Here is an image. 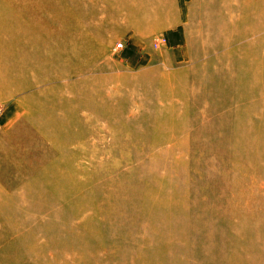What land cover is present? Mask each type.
Segmentation results:
<instances>
[{
    "label": "rangeland",
    "instance_id": "rangeland-1",
    "mask_svg": "<svg viewBox=\"0 0 264 264\" xmlns=\"http://www.w3.org/2000/svg\"><path fill=\"white\" fill-rule=\"evenodd\" d=\"M83 1L76 0L77 16L80 32L93 36V60L82 58L86 72L64 83L80 84L79 99L92 85L93 109H73L77 96L67 88L0 98V264H129L142 254L160 255L159 264H264V250L247 245L264 236V155L255 153L264 143V105L241 86L255 61H264V0H192L177 27L154 29L146 24L151 14L142 13L112 28L104 11L86 25ZM99 1L111 10L109 0ZM164 75L171 77L164 82ZM180 83L187 100L176 95ZM244 124L259 138L239 149ZM162 137L169 140L151 151L152 139ZM157 156L163 160L154 162ZM101 164L111 168L112 188L125 191L106 219L91 209L107 182ZM88 170L96 172L89 185L72 184ZM29 182L33 191L23 192ZM59 186L71 199H59ZM160 187L171 194L157 212L147 197ZM73 188L85 200H74Z\"/></svg>",
    "mask_w": 264,
    "mask_h": 264
},
{
    "label": "bare ground",
    "instance_id": "bare-ground-1",
    "mask_svg": "<svg viewBox=\"0 0 264 264\" xmlns=\"http://www.w3.org/2000/svg\"><path fill=\"white\" fill-rule=\"evenodd\" d=\"M3 1L6 3L5 5L8 7L4 6L5 10L3 12L0 10L2 12L0 13V98H5L6 96H11V95L13 96L15 92L17 93L21 91H26L27 89L41 92L47 89L53 90L54 88H67L69 91L75 92L77 96V89L79 90L78 87L80 84L78 82L76 83L74 82L64 83V82L66 80L73 79L76 76L86 72L87 70V68H85L86 64H84L80 60L84 57L91 58L93 56V51H92L93 36L90 34V32L85 31L84 29L83 32H80L82 21L77 16L78 9H77L76 0H3ZM134 1L135 0H109L110 9H111L109 11L107 7H104L105 10L103 9V7H101V2L99 0H91V2H87L84 0L82 3V9L83 11L86 10L91 14V18L84 17L85 24L88 25L92 23L93 21H95L96 15L100 17V15H102L103 12L106 11L107 13L110 12L112 18L111 24L113 26L112 28H114L115 27L114 25H116L118 19L124 20L128 18L124 22L132 23L131 19H133V17L135 16L141 15L142 13L144 15L151 14L152 16L151 22L150 23L148 22L146 24L152 27L151 29H154L162 25H168V26L171 25L170 18H174L175 17L174 14L177 11V9L174 6L173 0H167V2L165 3L166 9L164 12L161 11L159 12L158 10V8L160 7L158 5L160 0H136L135 2L137 3H134ZM150 1H152L151 4H149ZM225 3L226 5H228L227 2ZM67 5H71V7H68V9L64 10V7ZM13 8H15L14 11L12 10ZM162 8L163 7H161V9ZM42 12L45 13L46 15L45 19L41 18L40 16ZM163 19L166 20L168 24L166 22L165 23L160 22ZM18 20H24L26 22V27L24 26L23 23L16 24L14 22ZM230 22L233 21L230 20ZM137 27L140 28L139 26ZM252 32L253 31L249 29L241 32L240 34L245 36ZM82 44L85 46L90 45V49L85 53L79 54L78 48H80ZM261 48L264 49V46ZM13 74L15 77L16 76L25 77L30 75L31 81L24 83L23 81L17 82L15 80L14 82L12 77ZM167 77L170 78L171 76L164 75L163 76L164 82L167 81L168 79ZM84 86L87 85L84 84ZM241 86L248 91L247 92L248 95L259 98L262 105H264V61L263 60L255 61L254 74L250 75L245 80H242ZM87 88H88L86 89L87 96L85 98L81 97L79 99V94H78L77 98H75V103L71 104L73 109L80 108L89 111L93 109L94 99L92 97V92H93L92 91L93 89L91 90L92 85H88ZM168 88L169 86H167L166 89ZM177 88L179 89L178 90L179 93L176 95L179 98L181 97L180 99L187 100L188 94L186 93V88L184 84L180 83V85H178ZM172 89L174 90V88ZM162 97L163 96H161L160 98L161 100L159 102L160 104L163 102ZM81 123L85 124L82 120ZM93 126L94 125H92L91 130L94 129ZM176 129L178 130V132L181 133L185 131L184 126H180L179 128ZM262 134L264 136V131H262ZM160 135H162V133H160ZM239 137L244 138L246 144L244 141V143L237 145V148L239 149L244 147L247 148L249 145H255L257 139L259 138V131H256L254 129V126L252 127V125L244 124L243 131ZM168 140H169L168 137L167 138L162 137L160 139H152L151 142L152 145L150 146V150L151 151L156 150V148L159 147L160 144H162L163 142H167ZM255 153L257 155H264V143L259 145L258 151L257 152L255 151ZM160 155H162V153L159 154V156ZM159 156L153 159L154 162L157 159L159 160V162L163 160V158H160ZM93 162H95V159H93ZM77 167L79 172L84 170L82 166L77 165ZM110 169L111 168L109 167L103 166V164H101V167L97 169L99 178L102 179L104 182L106 181L107 182L103 188V193H104L103 197L98 202L91 204L92 206L91 209L93 208L95 211L94 214L100 215L103 219L112 217L116 214L114 211L116 205H113V203H115V197L116 195L121 196L125 192L123 190H116L117 188L114 189L112 188L115 185L116 181L111 180V177L109 176L111 173ZM73 171L76 172V170ZM94 176H96V172H91V173L89 172V174L85 176L86 178H77L75 176L77 179L72 180L74 177L70 179L72 180L73 185H79V186L81 184L89 185L91 180H93ZM70 179L69 182L71 181ZM66 182L67 181H64V183ZM33 186L34 185H31L29 182L27 187L23 190V192L26 191L32 192ZM67 186L69 185L67 184ZM79 189L73 188V190L78 191L77 195L73 199L74 200L77 199L80 201L85 200V197L80 194L82 193L81 188ZM160 189L161 191L158 192L156 195H148L147 197L149 201V206H151L153 209L156 208L157 212H160L163 209V206L161 204V202L163 201V196L168 198L169 195L171 194L170 191H164L162 187H160ZM1 191L2 190L0 189V193ZM57 191L59 193L58 197L60 200L65 201L71 199L69 196H67L64 190V186L63 188L59 186V189H57ZM172 197H174V195L170 196V198ZM2 198L3 197H0V202L2 201ZM16 207L20 208V206H16ZM2 208L3 209L1 212L5 214L10 213L9 210L10 208L4 206ZM77 210L80 213L84 212V208L81 206H79ZM94 218H95L94 215L89 216L88 220L90 222L96 221V220H91ZM153 227L154 225H152L151 228L153 229ZM152 232L155 233L156 231L153 230ZM241 234H242V230H241ZM258 234L254 235V236L258 235L257 237H255L256 240L254 239L251 245L250 244L247 245L253 249L259 248L264 250V236L261 235L260 233ZM245 245H246L245 243L241 244L239 246L240 249L245 248L246 247ZM168 248L170 247L167 246L165 247V249L168 252H172L171 251L172 249H168ZM153 260H156V263L159 264V261L161 260L160 255L159 257H150L142 254L138 258L130 260L129 264H153L154 263ZM227 264H236V263L230 261Z\"/></svg>",
    "mask_w": 264,
    "mask_h": 264
},
{
    "label": "crops",
    "instance_id": "crops-1",
    "mask_svg": "<svg viewBox=\"0 0 264 264\" xmlns=\"http://www.w3.org/2000/svg\"><path fill=\"white\" fill-rule=\"evenodd\" d=\"M192 0H175V6H176V13L174 14V18H170L171 19V25L170 26H174L176 25L175 27H177L180 22H178L177 20V15L179 13V16L182 17L183 15L185 16H189V11H190V8L188 7V4L191 2ZM206 3V1H203L202 2V5H201V9L204 10V4ZM179 5V6H178ZM187 5V6H186ZM187 13V14H186ZM183 21H187V19L183 18V20H181V23H183Z\"/></svg>",
    "mask_w": 264,
    "mask_h": 264
},
{
    "label": "built area",
    "instance_id": "built-area-1",
    "mask_svg": "<svg viewBox=\"0 0 264 264\" xmlns=\"http://www.w3.org/2000/svg\"><path fill=\"white\" fill-rule=\"evenodd\" d=\"M121 48H123V44H120V45L118 46V49H121Z\"/></svg>",
    "mask_w": 264,
    "mask_h": 264
}]
</instances>
